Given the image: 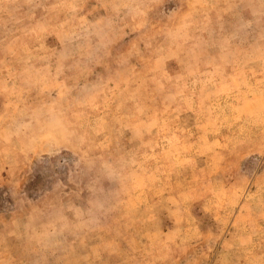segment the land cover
Wrapping results in <instances>:
<instances>
[{
	"label": "rangeland",
	"instance_id": "obj_1",
	"mask_svg": "<svg viewBox=\"0 0 264 264\" xmlns=\"http://www.w3.org/2000/svg\"><path fill=\"white\" fill-rule=\"evenodd\" d=\"M0 264H264V0H0Z\"/></svg>",
	"mask_w": 264,
	"mask_h": 264
}]
</instances>
